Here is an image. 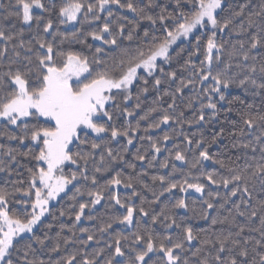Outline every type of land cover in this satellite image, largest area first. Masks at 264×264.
Returning a JSON list of instances; mask_svg holds the SVG:
<instances>
[{
    "label": "snow or ice",
    "instance_id": "obj_1",
    "mask_svg": "<svg viewBox=\"0 0 264 264\" xmlns=\"http://www.w3.org/2000/svg\"><path fill=\"white\" fill-rule=\"evenodd\" d=\"M0 122V264H264V0H0Z\"/></svg>",
    "mask_w": 264,
    "mask_h": 264
},
{
    "label": "trees",
    "instance_id": "obj_2",
    "mask_svg": "<svg viewBox=\"0 0 264 264\" xmlns=\"http://www.w3.org/2000/svg\"><path fill=\"white\" fill-rule=\"evenodd\" d=\"M5 2H7V0H5ZM125 15L129 16V17H132V14L131 13H124ZM13 23L12 20H9V21H6V24H11ZM17 24V27H26V26H23L21 25L19 22H16ZM72 26H69V28H71ZM85 27H88V25H85ZM141 27H145V25H142ZM29 34L26 33V38ZM65 47H69L70 49H73V50H78L80 49V45H66ZM233 94L234 95H240L241 98L245 99L247 101V103L251 104V103H255L257 106H259L260 104V98L259 97H252V96H247L245 97L244 94L240 91V90H233ZM237 107H240V108H243L244 106L243 105H238ZM231 118L233 120H237L238 121V117H236L234 114H232ZM221 121H222V117L220 118ZM2 123V122H0ZM220 127H223L225 128V137L222 138V140L218 143V145H214L212 148L209 149V152L210 154H214V155H219L221 158H226L227 156L229 155H234V151H229V148H230V143L232 141V138L227 136V130L232 127L230 124H227V123H219V124H216L215 126L213 125H206L205 128H204V133H205V136H211L215 131L216 129L220 128ZM2 130V129H0ZM186 131H188L189 133L195 131V129H186ZM2 142V141H0ZM139 145H137L138 147ZM183 147V145H182ZM167 155L166 152L164 153H161L160 157H159V160L162 161L164 159V157ZM189 157H191L192 153L189 152L188 153ZM130 158V157H128ZM172 163H175L177 165V167L179 168H182L185 172L188 171V166L187 165H184V164H181L180 162L178 161H173ZM219 166L218 165H213L210 161L209 162H205L204 164V171H212L213 169H217ZM141 169L143 170H146L148 171L149 173V177L151 175H157V174H162V173H165L167 172L168 170L166 169H161L159 168L158 166L157 167H153L151 169H147L144 165H138V168H137V172H139ZM23 171V170H22ZM125 175H128L130 173H132V170L131 169H128V168H124L123 169ZM198 170H193L194 174L197 172ZM24 177H27V173L25 172L24 173ZM182 177L180 176V174H178L176 177H174V179H181ZM12 179H15V177H13ZM146 179V182L148 183H151L150 179L149 178H145ZM4 183H5V177H4V174L3 173H0V186H4ZM26 183L27 181L25 180V185L26 186ZM8 187L9 189L12 188V185L11 184H8ZM125 190L121 189V192L123 193ZM183 194L180 193L179 191H177L175 193V196L176 197H180L182 196ZM192 195H197L198 194H190L189 197L187 198V201L189 204L192 203ZM82 199H86V198H82ZM163 199V198H162ZM134 203H139V200L137 199ZM11 208H18L19 205H10ZM99 207V206H98ZM102 211V209H101ZM113 211H119V212H123L124 210L123 209H114ZM181 213H183V210H180ZM67 223L70 225L72 222L71 221H67ZM86 225H87V222L85 221L84 222ZM189 223H192L196 226L197 229L201 228V227H204V228H207V222L205 221H200V220H193V221H189ZM117 227H120V226H117ZM57 229H54L53 231H56ZM157 231H164L163 229L161 228H158Z\"/></svg>",
    "mask_w": 264,
    "mask_h": 264
}]
</instances>
